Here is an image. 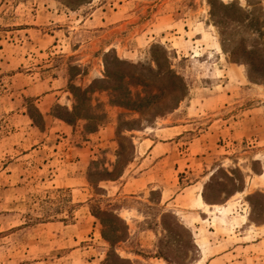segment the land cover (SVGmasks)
Instances as JSON below:
<instances>
[{
	"label": "rangeland",
	"instance_id": "rangeland-1",
	"mask_svg": "<svg viewBox=\"0 0 264 264\" xmlns=\"http://www.w3.org/2000/svg\"><path fill=\"white\" fill-rule=\"evenodd\" d=\"M0 264H264V0H0Z\"/></svg>",
	"mask_w": 264,
	"mask_h": 264
},
{
	"label": "crops",
	"instance_id": "crops-1",
	"mask_svg": "<svg viewBox=\"0 0 264 264\" xmlns=\"http://www.w3.org/2000/svg\"><path fill=\"white\" fill-rule=\"evenodd\" d=\"M61 95L62 92H51V123H53V125H59L60 128H58L56 130V133H58L57 131H61L60 129L64 127V125H67V127H69L71 129V132H73V126L69 123L66 122L60 118L55 117V119L52 117V111L55 105H57L58 103H60V99L58 97V95ZM44 100L47 101V96L44 97ZM207 102V101H205ZM199 106L202 105V102H198ZM50 107V106H49ZM198 111H201L200 108ZM61 124V125H60ZM63 125V126H62ZM181 127H183L182 125H177V124H171L168 126H163L159 129L156 130L155 134L156 136H158L160 139L163 140H158L153 141V144H151L148 148V154L149 157H153L154 159L159 158V162H165L166 167L165 169H163L162 171H171L172 170V164L170 165V163L173 161L171 160L173 157V151L175 150V141H173V139L175 137H177L178 135H180L182 133ZM62 134V132H60ZM68 133L64 134L63 136H67ZM57 137H61L59 134H57ZM64 138V137H63ZM146 141V140H145ZM56 143V142H55ZM58 144H60V141L58 142ZM87 141H85L83 146H77L79 153L81 154L80 157L78 158L76 157L75 160H77L78 163H80L81 161L88 159V154L94 151H91L89 148L87 149ZM56 149H60L58 145L53 144L52 145V149L51 152H53L51 155H55L57 154V152L55 151ZM159 149H162V152H158ZM158 163V162H157ZM156 165H154L153 167H155ZM176 168V164H174V167ZM150 171H153L152 169ZM160 172H155V173H151V174H145L144 172L141 173L139 176L135 177V181L131 184V185H135L137 186V188H135L136 190H132L131 193H136L138 189H140V187H144L146 185L152 184L154 181L156 180L157 175ZM162 190V188H161ZM230 257V256H229Z\"/></svg>",
	"mask_w": 264,
	"mask_h": 264
},
{
	"label": "trees",
	"instance_id": "trees-1",
	"mask_svg": "<svg viewBox=\"0 0 264 264\" xmlns=\"http://www.w3.org/2000/svg\"><path fill=\"white\" fill-rule=\"evenodd\" d=\"M224 7H225V5H224ZM118 219L120 220L121 223H123L125 225V221L124 220H122L120 217H118ZM105 238L107 239V241H109L111 243V241L106 236H105Z\"/></svg>",
	"mask_w": 264,
	"mask_h": 264
}]
</instances>
